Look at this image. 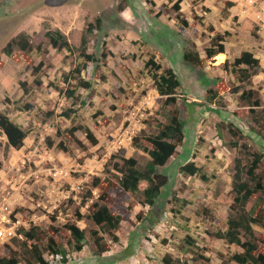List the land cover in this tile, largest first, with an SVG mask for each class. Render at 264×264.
<instances>
[{
  "label": "rangeland",
  "instance_id": "obj_1",
  "mask_svg": "<svg viewBox=\"0 0 264 264\" xmlns=\"http://www.w3.org/2000/svg\"><path fill=\"white\" fill-rule=\"evenodd\" d=\"M47 30L63 33L72 49L54 48ZM83 33L87 52L97 61L79 57ZM20 34L33 48L16 50L12 59L2 50ZM218 44L224 51L206 57V49ZM243 51H250L260 67L241 83L223 63L231 65ZM184 52H197L203 61L190 64ZM149 58L160 71L172 68L180 81L174 97L184 139L158 167L168 183L153 206L143 203L141 193L115 198L121 219L113 233L100 230L107 249L98 253L90 236L98 227L90 215L104 188L93 186L92 179L110 176L116 183L106 166L112 155L133 157L143 167L149 156L133 146V139L151 148L146 137L158 132L170 110L145 67ZM83 62L81 72L74 73ZM80 78L90 88L78 87ZM67 88L75 89V97L65 95ZM248 92L259 106L241 96ZM65 110L69 117L62 115ZM0 111L27 133L13 148L0 129V255L12 249L25 259L18 232L35 227L38 246L51 237L65 250L64 259L44 251L47 264H164L166 259L180 264L190 257L193 264H237L230 257L242 249L216 232L226 230L235 213V159H241L242 179L253 184L245 165L252 152L262 153L255 172L264 176V0H0ZM86 128L96 143L87 139ZM60 142L67 149L57 147ZM186 163L208 179L183 173ZM258 196L250 197L245 210ZM261 197L255 212L264 210ZM70 224L84 230L79 251ZM252 228L257 250L264 253V227L253 223Z\"/></svg>",
  "mask_w": 264,
  "mask_h": 264
},
{
  "label": "trees",
  "instance_id": "obj_2",
  "mask_svg": "<svg viewBox=\"0 0 264 264\" xmlns=\"http://www.w3.org/2000/svg\"><path fill=\"white\" fill-rule=\"evenodd\" d=\"M229 5H233L232 2H228ZM99 19L97 20V29H100ZM87 31H90L88 29ZM45 36L49 39L51 45L60 50H71L72 45L65 39L64 34L59 30H47ZM87 36L82 34L80 43L76 47L78 55L85 61H97L96 57L87 52ZM32 45L28 40L26 34L17 35L11 39L10 42L3 48V53L12 58L17 59L16 50L30 51ZM224 51L223 44H218L216 47H209L206 49V57H212L219 52ZM183 60L193 64L199 65L203 60L197 52L183 53ZM83 64H78L74 68V73L79 74L81 69L84 68ZM145 67L152 72L156 77V86L160 94L166 96L165 103L169 105V112L166 115L164 123L159 124L158 132L154 135L146 137V140L151 144V148L142 146L139 139L135 137L133 139V146L146 153L149 156V160L141 167L136 159L133 157H123L121 155H112L107 162L106 166L109 171H113L116 177V183L113 182V178L110 176L98 177L95 176L92 179V185L95 187H102L103 192L99 196V204H96V208L90 215L91 220L98 229H92L90 236L92 237L96 246L97 252H104L107 247L104 242V238L99 234L100 230L113 233L119 225L120 216L114 210V200L116 197H125L128 193H141L143 197V203L149 207L153 206L157 199L160 197L161 189L168 183V176L158 170L159 166L166 163L169 157L174 153L176 147L184 139V121L180 117L179 109L176 105L175 93L179 88L180 81L177 78L172 68H166L160 71V65L156 64L153 58L146 60ZM225 69H229L233 76L243 83L249 81L250 78L257 74L259 71V60L254 57L250 51H243L241 55L234 58L233 63L230 65L226 60L223 63ZM38 66L32 67V74L35 77L34 83L39 84L40 78L38 75ZM25 82H22L24 87ZM78 87L81 86L84 89L90 88V83L87 80L79 79ZM27 88H25V92ZM248 96L244 93L241 96L248 101L251 106H259V99L252 101L250 99L251 92H248ZM67 97H75V89L67 88L65 90ZM263 108L258 112L253 113V120L258 121L262 114ZM261 113V114H260ZM260 114V115H259ZM65 117L70 116V112L65 110L62 112ZM231 131H232V124ZM0 129L7 137L8 145L13 148H18L23 144V140L26 137V131L22 129L16 122L10 119L5 113L0 111ZM239 135L242 136L239 128L236 130ZM69 134L74 133V128L68 130ZM234 132V129H233ZM87 139L91 143H96L94 135L86 128ZM236 133V132H234ZM50 145V143H49ZM233 147H237L238 142H231ZM60 149H67L62 142L57 144ZM251 158L245 165V174L254 182L248 183L242 179L243 167L241 159H235L234 175H233V189L235 196L233 197V206L236 207L235 213L230 214L227 220V228L224 231H217L216 235L223 238L229 244H235L239 246L242 251L236 252L231 255L230 260L237 264H264V253L257 250L258 245L253 239L252 224H262L264 227V210L260 212L256 211V207L259 204V200L264 196V176L258 175L255 171L259 167L262 161V153L252 152ZM180 170L188 175H198L202 181H206L208 176L200 168L196 167L193 163H186L180 167ZM113 191V194H110ZM255 193H260L261 196L257 199L248 210H245L244 206L251 196ZM71 237L74 242V250L79 251L83 247V241L85 240L84 230L80 229L75 224L67 226ZM22 237V247L26 253V257L21 258L15 250L10 249L5 255H0V264H47L44 251L51 254H60L64 259L65 250L62 246L58 245L53 238H48L46 245L42 248L38 246L36 241L39 237L38 228L30 227L28 229L20 228L18 232ZM244 233L247 237L244 241L241 240V234ZM116 239V237H115ZM253 239V240H252ZM187 243L192 245L190 241ZM203 257L204 256H199ZM207 259V258H205ZM24 260V262H23ZM195 259L190 257L186 260H182L180 264H193ZM164 264H172L171 259H166Z\"/></svg>",
  "mask_w": 264,
  "mask_h": 264
},
{
  "label": "bare ground",
  "instance_id": "obj_3",
  "mask_svg": "<svg viewBox=\"0 0 264 264\" xmlns=\"http://www.w3.org/2000/svg\"><path fill=\"white\" fill-rule=\"evenodd\" d=\"M219 57H222V55L220 54V56Z\"/></svg>",
  "mask_w": 264,
  "mask_h": 264
}]
</instances>
